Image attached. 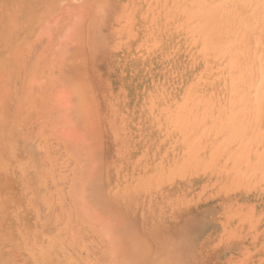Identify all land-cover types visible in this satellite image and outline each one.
Segmentation results:
<instances>
[{"label":"rangeland","instance_id":"1","mask_svg":"<svg viewBox=\"0 0 264 264\" xmlns=\"http://www.w3.org/2000/svg\"><path fill=\"white\" fill-rule=\"evenodd\" d=\"M145 6L0 0V264H264V196L253 194L264 188V9L243 18L238 50L217 48L240 66L237 90L261 80L244 92L242 122L208 117L188 137L172 88L194 83L188 108L204 112L198 97L221 92L223 69L204 76L193 32V59L172 72L168 40L165 54L148 50ZM245 127L251 139H234ZM258 139L256 167L220 160L218 150Z\"/></svg>","mask_w":264,"mask_h":264},{"label":"bare ground","instance_id":"2","mask_svg":"<svg viewBox=\"0 0 264 264\" xmlns=\"http://www.w3.org/2000/svg\"><path fill=\"white\" fill-rule=\"evenodd\" d=\"M153 2L152 0H144L146 6L143 8L145 11L148 12V14L152 16V18L150 17V22L152 25L155 26L149 30L150 34H148V44H147L148 50L152 54L155 52H157L159 55H161L162 53L165 54L163 51V46L161 45L163 44L165 45L164 41L168 40V46L166 47L165 50L167 52H173L175 54L176 66H174V68H172L171 71L176 72L177 68L179 67L177 64L187 63L189 60L193 59V50L192 48H190L189 35L190 33L194 32L193 37L197 39V41L199 42L201 50L204 54V56H199L198 53L194 52V59L198 60V63L196 65L200 68V70H202L204 76H206L209 73L208 67L211 68V64L214 65L219 64L223 69V77L226 80L225 84H223L222 86L219 85L217 87L216 92L217 91H221V92L219 94H216V96L203 97V94H201L198 97V100L200 101L199 105L201 104V102H204L206 106L204 112H199L197 109L191 111L190 108H188L190 106V98H189L190 91L197 88L194 83H190L188 87H186L185 79L183 78V85L179 81L176 84V86L172 88L174 92H177L179 94L182 101V106H185L184 107L185 110L182 112L181 115H183L184 117L187 116V120H188L187 122H189V123H183L185 125L183 134L188 135V137L193 135L194 132L198 131L199 129L197 128L198 126H204L206 124H209V122H202V121H207L208 117H213L215 121H217L219 118L223 117L224 113H227L229 115L228 117L229 121H235V124L233 125H240V122H242V113L240 112H239L240 114H236V113L237 111L243 109V107L241 106L248 104L247 101L248 98L243 97L244 92L248 93L251 88L260 86L261 80H257L256 77H251L249 80L253 82L245 81V83L242 85L238 83V85L240 86L238 87L237 90L236 85H237V78L239 76L240 66L237 67L236 65L238 64L237 62L236 64H234L233 62H231L232 60L227 61L221 54H218L217 48L220 49L221 47H223L225 53L228 52L230 48L238 50V48L240 47V41H242L243 39L242 35H246L245 34L246 31L248 32V26L242 21L243 18L246 21H247L246 17L250 18L248 19V23L252 24L253 22L252 19L254 18L255 14L258 11L261 12L262 11L261 9H264V0H153ZM181 15L182 18H185L186 24L183 23V21L181 20ZM25 16L27 17V15ZM241 16L242 18L241 20H239L238 17ZM157 17L158 19H160L159 22L157 21ZM159 26L164 27L165 33L161 32L162 28H160ZM180 30H182L183 32L186 31L185 33L187 35L183 44L179 43L177 45L175 44L176 34H179ZM141 32L142 31H140V33ZM17 35H21V33ZM164 35L166 36L163 40L161 36ZM204 37H208L209 40H206V38ZM263 37L264 36L262 35L260 38L262 42H264ZM14 40L16 41V39ZM5 41L3 40L2 42L5 43ZM177 47H181L180 51L174 52V50ZM234 57L236 59L237 56L234 55ZM205 61L207 65L204 67L202 66L201 63H204ZM190 88L192 90H190ZM225 91L226 93H224ZM150 102L152 101L150 98H148L146 102L147 107L151 106L149 105ZM164 113L166 114L165 120L168 121V123L171 126L175 125L176 120H174L171 115H168L167 111H165ZM244 118L245 115L243 113V120ZM176 123L178 124V122ZM188 124H190V128L192 127L193 124L194 129H190ZM225 125L227 127H230V125L227 123H225ZM227 127L223 126L221 129H219L217 132L218 134L217 136H220L221 138L222 136L227 135V131H228ZM230 131H233V129ZM250 132H253V129L251 127L249 128L245 127L244 130L245 134H241V135L233 134V136H235L234 139H239L240 141L241 140L247 141L246 139H251V135L249 134ZM261 143L262 142L258 139L254 142V144L253 143L250 144L249 142H247L246 145L244 143V145H240L237 148H232L234 150H231V148L230 149L227 148L224 150L222 154L221 151L218 150V154L220 153L222 158L220 160L222 161H224V158L230 159L233 168L236 167L237 169L242 170L243 169L242 167L245 168L244 166L245 164L248 167L252 165L256 167L258 164H261L260 158L263 155V149H259L260 145H262ZM257 170L260 171V168H258ZM253 194L257 197H260V199L263 198L264 196L263 186L262 189L259 187L255 189ZM262 208H264L263 204H262ZM258 212H260L259 209ZM261 219H264V216ZM131 226L130 228H132Z\"/></svg>","mask_w":264,"mask_h":264}]
</instances>
